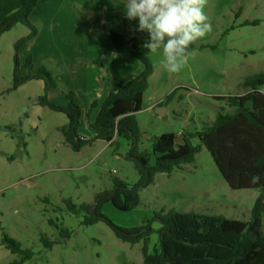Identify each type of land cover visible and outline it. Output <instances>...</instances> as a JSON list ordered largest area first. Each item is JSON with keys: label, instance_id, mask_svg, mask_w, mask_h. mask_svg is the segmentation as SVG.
Returning <instances> with one entry per match:
<instances>
[{"label": "rangeland", "instance_id": "374dc122", "mask_svg": "<svg viewBox=\"0 0 264 264\" xmlns=\"http://www.w3.org/2000/svg\"><path fill=\"white\" fill-rule=\"evenodd\" d=\"M205 12L212 31L194 43L198 49L181 73L164 71L159 54L140 47L154 65L143 110L137 114L141 151L152 155L155 138L164 134H175L182 143L184 132L202 130L222 109L233 114L228 102L217 97L245 95L250 91L245 81L264 75V0H208ZM125 19L119 0H40L31 16L38 34L17 57L16 45L30 29L18 25L1 35L0 264L18 258L2 244L5 235L34 253L23 264H144L143 241L132 245L118 239L104 221L85 225L88 214L71 213L66 204L93 206L97 195L113 189L115 180L137 184L129 143L119 139L118 146H111L98 140L74 152L61 132L68 124L66 115L39 104L45 82L30 80L13 90L16 60L23 76L46 68L58 83L48 92V100L67 107L65 94L74 93L83 112L79 132L93 139L87 116L90 103L101 100L95 90L104 89L112 79L101 68L107 69L103 59L116 76L128 77L135 64L143 70L131 56L112 57L108 34L122 33ZM133 22L132 27L138 26V19ZM134 34L128 32L127 39ZM30 57L33 62L28 66ZM260 89L264 92V86ZM103 95L106 99L108 92ZM159 105L165 108L166 119L157 115ZM192 142L199 145L197 139ZM259 195L257 190L231 189L203 148L194 164L171 175L158 174L153 185L141 189L136 210L122 212L108 203L102 214L126 229L150 223L152 232L146 239L153 253L160 247L161 223L155 218L161 211L249 222ZM65 230L72 232L69 239L62 237ZM42 237L58 244L48 249Z\"/></svg>", "mask_w": 264, "mask_h": 264}, {"label": "trees", "instance_id": "16d2710c", "mask_svg": "<svg viewBox=\"0 0 264 264\" xmlns=\"http://www.w3.org/2000/svg\"><path fill=\"white\" fill-rule=\"evenodd\" d=\"M38 3L39 0H0V38L18 25L30 29V34L17 43L16 57L20 48L38 34L37 26L31 21ZM108 37L119 54L137 59L143 70L134 77H121L116 76L111 69H106L112 74L110 93L101 105L97 100L92 101L87 114L90 117L95 109L100 108L90 125L96 134L93 139H87L79 132L82 109L76 102L75 94H65L69 102L67 107L50 103L48 92L58 88L53 74L41 67L37 74L23 76L16 60L13 90L30 80L45 82V94L39 98V104L66 115L68 124L61 132L66 144L74 152H80L98 140L118 146L117 140L124 139L130 145L129 159L135 163L138 183L131 186L115 180L113 189L97 195L93 206L77 207L68 201V211L88 214L85 225L106 222L116 237L124 242L135 245L143 241L144 264H264V94L260 92L264 86V75L245 81V86L250 89L248 94L219 98L228 102V106L234 109L233 114H226L222 109L212 124L205 125L200 131L183 133L181 145H177L178 137L175 134L158 136L154 140L151 155L139 148L141 132L137 121V114L143 110L149 79L154 72L152 61L140 50L149 39L148 34L137 32L134 37L127 39L124 34L112 30ZM197 49L192 44L189 51L192 53ZM32 62V58H28L27 65L30 66ZM194 139L199 141V145L193 144ZM203 148L211 154L231 189L260 192L249 222L224 216L161 211L155 218L161 223L158 231L160 247L151 253L149 240L146 239L152 232L150 223L144 227L126 229L115 225L102 214V207L108 203L122 212L136 210L141 204V189L153 185L158 174L171 175L185 165L194 164ZM254 175L260 176L258 183L251 182ZM71 235L69 230L62 233L63 239H69ZM42 242L48 249L58 244L45 237H42ZM2 244L18 257L11 264H23L34 256L32 250L23 249L21 243L6 235Z\"/></svg>", "mask_w": 264, "mask_h": 264}, {"label": "clouds", "instance_id": "9594fccd", "mask_svg": "<svg viewBox=\"0 0 264 264\" xmlns=\"http://www.w3.org/2000/svg\"><path fill=\"white\" fill-rule=\"evenodd\" d=\"M128 20L138 19V31L147 32L143 47L158 56L159 66L181 73L189 63L190 47L212 31L205 12L208 0H123ZM260 176L254 175L252 183Z\"/></svg>", "mask_w": 264, "mask_h": 264}, {"label": "crops", "instance_id": "0c3cea01", "mask_svg": "<svg viewBox=\"0 0 264 264\" xmlns=\"http://www.w3.org/2000/svg\"><path fill=\"white\" fill-rule=\"evenodd\" d=\"M40 1V0H39ZM119 1H121L122 3H123V0H119ZM38 5H39V3H38ZM37 8H38V6H37ZM36 8V9H37ZM35 9V10H36ZM35 12V11H34ZM33 12V13H34ZM32 16V15H31ZM125 21H126V25H124V27H123V29H122V34H124L126 37H127V33L128 32H140V31H138L137 29H138V26H135V27H132V25L134 24V22H133V20H128L127 18L124 20V23H125ZM136 34H134L132 37H134ZM110 43H111V41H110ZM110 43H108V44H110ZM111 45L112 46H110V48H111V50H112V52H111V54H112V57L114 58V59H116V60H119V56H123V55H121V54H119L116 50H115V48H114V46H113V44L111 43ZM124 57H126V56H124ZM129 58H130V56H129ZM131 58H133V57H131ZM135 59V58H134ZM137 60V59H136ZM103 61L104 62H102V63H104V66H106V68H109V69H111V68H113L112 66H111V64H109L108 62H107V60H104L103 59ZM105 62H106V64H105ZM101 68L104 70L103 72H106V73H108L107 71H106V69H104V67H102L101 66ZM112 70V69H111ZM142 71H140V69H139V67H137V65L135 64V69L131 72V74L128 76V77H134V76H137V75H139L140 73H141ZM110 89H111V84L109 85L108 83L107 84H105V87H104V89H102V87L100 88L99 86L97 87V89L95 90L96 91V94H97V97L96 98H101V100L99 101V99L97 100L99 103H100V105L105 101V96L103 95V94H105L106 92H108V95H109V93H110ZM250 92V91H249ZM249 92H247L246 94H248ZM260 92L261 93H263L264 94V92L260 89ZM245 94V95H246ZM219 96H221V95H219ZM242 96V95H241ZM108 97V96H107ZM106 97V98H107ZM103 98H104V100H103ZM217 98H220V97H217ZM94 101V100H93ZM92 103V102H91ZM91 103H90V107H91ZM152 107V106H151ZM150 107V108H151ZM159 107V106H158ZM157 106H156V108H158ZM155 108V109H156ZM99 110H100V108H97V109H95L92 113H91V116L90 117H88V118H90V120H89V127L91 128V123H93L94 121H95V119H96V117H97V115H98V113H99ZM234 110V109H233ZM220 111H222V110H220ZM225 111V110H224ZM88 112H89V110H88ZM225 113V112H224ZM88 114V113H87ZM82 117H83V112H82ZM212 122H209L208 124H212L214 121L213 120H211ZM139 124V123H138ZM93 132H94V134H93V137L92 138H95V131L93 130ZM185 133V132H184ZM182 137H183V134H182ZM119 140H117V142H118ZM179 141V138L177 139V145H181V144H183V141H182V143H179L178 142ZM108 144V143H107ZM109 145V144H108ZM154 159V158H153ZM152 159V162H154V160Z\"/></svg>", "mask_w": 264, "mask_h": 264}, {"label": "water", "instance_id": "95a60500", "mask_svg": "<svg viewBox=\"0 0 264 264\" xmlns=\"http://www.w3.org/2000/svg\"><path fill=\"white\" fill-rule=\"evenodd\" d=\"M129 47H131V44H129ZM156 113H157V115H159L160 117H164V115H165V113H166V110H165V108H163V107H158V108H156ZM165 119H166V117H164ZM95 212V208L93 207L92 208V213H94ZM145 231H147V229H145Z\"/></svg>", "mask_w": 264, "mask_h": 264}]
</instances>
